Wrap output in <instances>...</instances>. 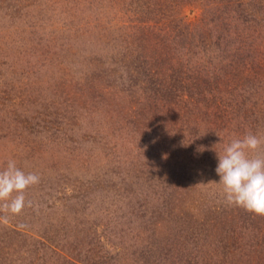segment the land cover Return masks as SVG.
Returning a JSON list of instances; mask_svg holds the SVG:
<instances>
[{"label": "rangeland", "instance_id": "1", "mask_svg": "<svg viewBox=\"0 0 264 264\" xmlns=\"http://www.w3.org/2000/svg\"><path fill=\"white\" fill-rule=\"evenodd\" d=\"M253 1L0 0V171L39 177L0 201V264H264L215 172L264 139Z\"/></svg>", "mask_w": 264, "mask_h": 264}, {"label": "clouds", "instance_id": "2", "mask_svg": "<svg viewBox=\"0 0 264 264\" xmlns=\"http://www.w3.org/2000/svg\"><path fill=\"white\" fill-rule=\"evenodd\" d=\"M261 145H264V139L252 133L231 140L222 154L217 153L215 172L228 205L264 216V154L252 155ZM38 182L35 173H25L14 160H9L6 168L0 171V201L8 200L13 192L17 193L8 206L19 211L24 205V190Z\"/></svg>", "mask_w": 264, "mask_h": 264}, {"label": "trees", "instance_id": "3", "mask_svg": "<svg viewBox=\"0 0 264 264\" xmlns=\"http://www.w3.org/2000/svg\"><path fill=\"white\" fill-rule=\"evenodd\" d=\"M226 1V3L227 4H231L232 2V0H211V3L213 2V4H215V6H211V8H212V10H214L215 12H219L218 14H216V15H218V16H216V18H219L220 17V14L222 13V11L221 10H219L221 7H219V5H218V3L219 2H225ZM256 1V0H255ZM255 1H253V2H255ZM221 4V3H220ZM254 3H252V5H253ZM232 5V4H231ZM241 5H244V2L242 3H240V4H238V6H237V9L241 6ZM213 11V12H214ZM221 12V13H220ZM241 16V15H240ZM239 16V17H240ZM240 18H242L243 19V22H246L247 20H249V21H252L251 19H246L245 18V15L243 14ZM212 26V25H211ZM216 28H217V26H216ZM247 30H251L250 28H246ZM204 31H206L207 33V35H211L212 37H213V35H215V31L214 30H212L211 28H209V26H207L206 27V29L204 28L203 29ZM217 30V29H216ZM233 32V31H232ZM235 33H237L236 31H234ZM245 32H246V30H245ZM244 32V30H241V34H239V35H242V33H245ZM246 33H248V32H246ZM243 43H245V40L244 41H242V44ZM244 45V44H243ZM237 103L239 102V101H236ZM243 104V103H242ZM251 107V108H250ZM247 106L246 107V110H248L247 111V113L249 112V111H251L252 112V106ZM240 108H242L241 106H240ZM249 108H250V110H249Z\"/></svg>", "mask_w": 264, "mask_h": 264}]
</instances>
